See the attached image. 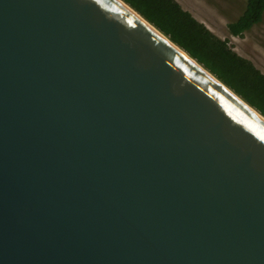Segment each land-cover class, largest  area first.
<instances>
[{
  "label": "water",
  "instance_id": "obj_1",
  "mask_svg": "<svg viewBox=\"0 0 264 264\" xmlns=\"http://www.w3.org/2000/svg\"><path fill=\"white\" fill-rule=\"evenodd\" d=\"M168 40L0 0V264H264V121Z\"/></svg>",
  "mask_w": 264,
  "mask_h": 264
},
{
  "label": "trees",
  "instance_id": "obj_2",
  "mask_svg": "<svg viewBox=\"0 0 264 264\" xmlns=\"http://www.w3.org/2000/svg\"><path fill=\"white\" fill-rule=\"evenodd\" d=\"M123 1L264 116V73L239 55L227 39L216 35L177 0ZM263 17L264 0H246L243 14L228 25L230 35L242 37Z\"/></svg>",
  "mask_w": 264,
  "mask_h": 264
},
{
  "label": "rangeland",
  "instance_id": "obj_3",
  "mask_svg": "<svg viewBox=\"0 0 264 264\" xmlns=\"http://www.w3.org/2000/svg\"><path fill=\"white\" fill-rule=\"evenodd\" d=\"M177 1L216 35L227 39L239 55L252 61L264 73V17L242 37L231 36L228 30V25L243 14L246 0Z\"/></svg>",
  "mask_w": 264,
  "mask_h": 264
},
{
  "label": "bare ground",
  "instance_id": "obj_4",
  "mask_svg": "<svg viewBox=\"0 0 264 264\" xmlns=\"http://www.w3.org/2000/svg\"><path fill=\"white\" fill-rule=\"evenodd\" d=\"M123 4V3H122ZM125 5V4H124ZM137 15V14H136ZM169 41V40H168ZM172 45H174L171 41H169ZM174 47L179 51V52H181V54H183L187 59H189L193 64H195L197 67H199L202 71H205V70H203V68H201V66H199L197 63H196V61L194 60V59H192L184 50H182V49H179L177 46H175L174 45ZM207 71V70H206ZM208 75L210 74V73H208V72H206ZM211 78H214L215 79V77L213 76V75H209ZM218 83H220L221 85H223V83H221L220 81H218ZM228 91L231 93V94H234V92H232L231 90H229L228 89ZM239 100H240V98H239ZM241 101V100H240ZM243 102V101H242ZM243 104L244 105H246L247 106V104H245L244 102H243ZM254 114H256L262 121H264V116H262L258 111H256L255 109H253V108H251V107H249V106H247Z\"/></svg>",
  "mask_w": 264,
  "mask_h": 264
}]
</instances>
